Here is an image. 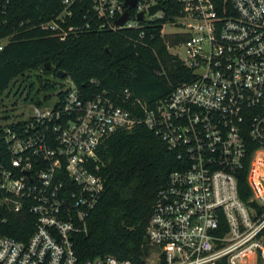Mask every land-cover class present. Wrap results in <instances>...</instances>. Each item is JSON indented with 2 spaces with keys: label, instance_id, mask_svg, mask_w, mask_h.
<instances>
[{
  "label": "built area",
  "instance_id": "2783aa9c",
  "mask_svg": "<svg viewBox=\"0 0 264 264\" xmlns=\"http://www.w3.org/2000/svg\"><path fill=\"white\" fill-rule=\"evenodd\" d=\"M74 1L31 26L59 39L87 27L67 21ZM125 8L124 0L90 5L98 28L141 36L142 20L164 18L160 35L179 25L169 33L185 38L167 48L180 47L172 53L194 75L152 107L134 97L130 110L104 89L85 96L70 83L26 115H0V264H133L111 254L77 262L71 237L86 231L103 188L95 163L103 140L138 122L179 158L155 193L142 264H264V0H135L116 24ZM243 170L252 204L237 193ZM19 213L30 231L2 232Z\"/></svg>",
  "mask_w": 264,
  "mask_h": 264
},
{
  "label": "trees",
  "instance_id": "16d2710c",
  "mask_svg": "<svg viewBox=\"0 0 264 264\" xmlns=\"http://www.w3.org/2000/svg\"><path fill=\"white\" fill-rule=\"evenodd\" d=\"M90 5L91 0H75L71 4L73 15L67 21L88 22V26L59 39L31 24L57 12L61 0H8L4 5L0 1V38L8 35L0 48V95L11 88L14 94L25 90L23 97L29 98L25 100L41 103L50 95L40 93L53 90L56 85L59 89L53 96H64L67 86L61 87L58 78L68 77L85 96L104 89L113 100L131 110L132 98L152 107L176 85L193 77L192 70L167 48L185 35H160L164 18L140 21L139 36V28H98ZM166 12L170 13L168 9ZM56 69L64 75L56 77ZM125 88L128 93L123 91ZM134 108L140 115V108ZM95 163L103 188L86 218V231L71 237L77 262L111 254L142 264L149 251L145 226L155 193L169 170L179 166V158L153 129L138 122L107 135ZM236 184L239 198L252 204L244 170L237 175ZM23 215L13 217V224L2 228V232L17 237L20 230L30 231Z\"/></svg>",
  "mask_w": 264,
  "mask_h": 264
},
{
  "label": "rangeland",
  "instance_id": "374dc122",
  "mask_svg": "<svg viewBox=\"0 0 264 264\" xmlns=\"http://www.w3.org/2000/svg\"><path fill=\"white\" fill-rule=\"evenodd\" d=\"M180 26L176 25V26H171L170 24H165L164 25V31L166 33L169 32H173L176 30H179ZM170 52H175L177 51L179 55H182V49L180 47L176 48V49H169ZM29 78V77H28ZM58 83H61V87H65L67 85H69L71 82L68 79V77H61L58 78ZM59 89V86L56 85L55 89L53 90H48L45 92H41L40 95L42 94H48L50 96H47V98H53L54 93L56 92V90ZM14 90H12V88L7 91L5 94L2 93L0 95V100L2 102V106H0V115H4V114H17V115H26L30 112L32 103L30 100H24L23 96L26 95V91L25 90H19L18 93L14 94L13 92ZM30 94H32V92H30ZM20 96V97H18ZM42 96H39V99H41ZM49 101H47L48 103ZM43 103H46V101H43ZM147 256V255H146Z\"/></svg>",
  "mask_w": 264,
  "mask_h": 264
},
{
  "label": "water",
  "instance_id": "95a60500",
  "mask_svg": "<svg viewBox=\"0 0 264 264\" xmlns=\"http://www.w3.org/2000/svg\"><path fill=\"white\" fill-rule=\"evenodd\" d=\"M134 1H135V0H124V4L126 5V8L123 10V12L121 13V15H120L118 18H116V20H115V23H116V24H121V23H123V21L127 18V16H128V14H127V7L133 5V4H134ZM158 7H159L158 4L150 5L149 8H148V12H149V13H152V12H154ZM136 18H138V19L141 18V13H140V12H138V13L136 14ZM44 64L49 68V64H48L46 61H45ZM63 75H64V72H63V71H61V70H59V69H56V70H55V76H56V77H61V76H63ZM36 97H37V96H35V98H36Z\"/></svg>",
  "mask_w": 264,
  "mask_h": 264
},
{
  "label": "flooded vegetation",
  "instance_id": "af4514ba",
  "mask_svg": "<svg viewBox=\"0 0 264 264\" xmlns=\"http://www.w3.org/2000/svg\"><path fill=\"white\" fill-rule=\"evenodd\" d=\"M18 97H20V96H18ZM23 99H24V97H23ZM25 99H29V98L27 97V98H25ZM25 99H24V100H25Z\"/></svg>",
  "mask_w": 264,
  "mask_h": 264
}]
</instances>
